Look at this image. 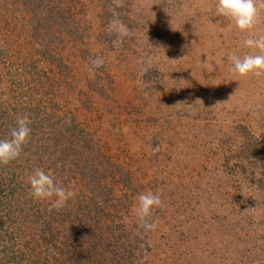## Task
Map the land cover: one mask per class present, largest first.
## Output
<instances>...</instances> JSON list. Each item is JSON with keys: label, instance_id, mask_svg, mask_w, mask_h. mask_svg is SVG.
Listing matches in <instances>:
<instances>
[{"label": "rangeland", "instance_id": "obj_1", "mask_svg": "<svg viewBox=\"0 0 264 264\" xmlns=\"http://www.w3.org/2000/svg\"><path fill=\"white\" fill-rule=\"evenodd\" d=\"M109 1L118 14L107 26L98 0H76L67 10L71 26L41 42L32 15L0 0V97L19 96L12 68L40 63L46 46L54 64L70 71L65 78L66 70L41 67L29 85L31 105L67 122L74 117L95 154L104 153L93 163L113 164L100 187L111 197L122 192L112 206L123 211L104 215L120 216L130 230L132 264H264V75L240 77L228 64L232 53L249 52V34L216 15V0ZM113 20L127 31L116 46ZM256 31L264 34V10ZM97 56L105 64L93 70ZM149 56L154 64L144 71ZM15 107L13 116L22 114L24 106ZM12 165L16 173L24 166L19 158ZM66 181L75 191L70 201H84L86 183ZM148 191L164 206L152 216L157 229L145 233L133 208Z\"/></svg>", "mask_w": 264, "mask_h": 264}, {"label": "trees", "instance_id": "obj_2", "mask_svg": "<svg viewBox=\"0 0 264 264\" xmlns=\"http://www.w3.org/2000/svg\"><path fill=\"white\" fill-rule=\"evenodd\" d=\"M6 1H9V5H5L8 9L14 10L15 6L23 15H32L29 23L34 39L48 41L55 36L51 34L53 30L61 33L71 26L67 10L73 8L76 0ZM98 2L102 8L98 16L103 23L118 14L109 0ZM48 51L47 46L41 50L42 61L38 64L24 62L23 69L12 68L13 80L19 81V96L11 92L9 102L0 97V139L10 138L17 119V113L13 116L16 105L24 106L19 116H27L32 128L31 138L19 157L24 164L21 171L16 173L12 162L6 164H11V168L0 164V264H132L126 256L130 246L126 233L130 230L119 221L120 216L119 219L115 216L123 211V206L120 209L112 206L116 198L123 197L122 192L115 194L113 190L111 197L106 188L100 187L103 182L108 184L109 174H114L113 164H102L98 168L93 163L97 157L102 161L104 153L99 148L95 154L97 148L94 149L92 139L88 138L90 134L78 128L74 117L67 122V116L43 115L40 108L31 105L36 98L35 90L29 85L40 78L41 67L55 66L60 75H64L61 70H66L65 78L70 74L65 66L54 64ZM49 91L53 94L50 82ZM255 147L258 148L256 144ZM262 149L264 151V145ZM29 167L50 170L57 180H62L63 186L71 176L79 185L85 182L79 192L84 201L77 196L59 210H50L49 202L34 203L27 190ZM94 187L100 191H95ZM106 211L117 214L107 216ZM132 232L135 233L133 229Z\"/></svg>", "mask_w": 264, "mask_h": 264}, {"label": "clouds", "instance_id": "obj_3", "mask_svg": "<svg viewBox=\"0 0 264 264\" xmlns=\"http://www.w3.org/2000/svg\"><path fill=\"white\" fill-rule=\"evenodd\" d=\"M262 10H264V0H216V15L228 20L229 27L234 25L240 32L249 34L243 41V46L249 49V52L243 56L236 53L228 56V64L240 77L264 75V34H258L256 31ZM109 28L118 34L117 40L113 42L116 46L120 38L127 35V31L118 20H113ZM154 60V56L147 58L144 71L153 66ZM104 64L105 59L97 56L91 61V68L99 69ZM192 75L194 77L193 73ZM31 134L32 128L28 117L17 116L16 124L10 130V138L0 139V164L6 165L17 160L24 146L28 144ZM27 183L31 197L36 201L49 202L50 210L63 208L75 196V191L63 186L50 170L34 169L28 175ZM135 200L133 211L140 227L145 233L154 232L158 222H154L152 216L156 209L164 206L161 196L148 191L140 193Z\"/></svg>", "mask_w": 264, "mask_h": 264}]
</instances>
